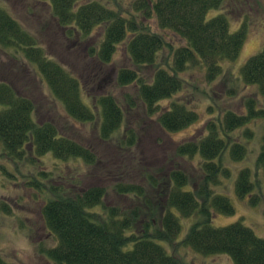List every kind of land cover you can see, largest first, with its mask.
<instances>
[{"label":"trees","instance_id":"16d2710c","mask_svg":"<svg viewBox=\"0 0 264 264\" xmlns=\"http://www.w3.org/2000/svg\"><path fill=\"white\" fill-rule=\"evenodd\" d=\"M25 2L32 6L25 7L26 23L0 2V51L10 57L0 61L3 151L13 160L51 154L89 168L84 177L71 176L68 189L52 187L54 197L41 209L44 227L57 238L47 259L53 264H184L159 242L175 245L179 217L198 213L181 245L203 256L228 255L235 264H264V240L249 228L239 222L210 225L212 210L234 212L226 197L212 196L209 186L219 172L228 176L220 160L228 146L234 161L246 156L230 134L250 116L264 115L251 110L254 100L246 102L248 113L225 111L201 136L180 143L166 144L156 135L144 150L130 127L140 120L173 133L199 120L200 114L175 98L186 82L181 75L199 64L207 82H213L222 74L221 63L234 61L245 40L244 28L230 33L224 16L206 18L224 0ZM119 3L132 13L121 11ZM146 19H154L153 32L145 28ZM16 65L23 66L24 76H18ZM115 69L114 85L129 91L122 92V103L112 93L88 91L101 90L105 75ZM36 74L68 120L96 127L93 142L82 140L65 120L36 119V99L42 96ZM241 77L264 95V48L244 63ZM194 158L197 168L189 173L184 164ZM257 167L264 171V148ZM250 177L247 169L238 175L240 197L253 191ZM111 194L127 204L105 206ZM0 264L8 263L0 256Z\"/></svg>","mask_w":264,"mask_h":264},{"label":"rangeland","instance_id":"374dc122","mask_svg":"<svg viewBox=\"0 0 264 264\" xmlns=\"http://www.w3.org/2000/svg\"><path fill=\"white\" fill-rule=\"evenodd\" d=\"M0 2L7 10L10 7L6 4H9L18 15L17 17L26 23L25 16L27 13L30 14L26 8L32 6L26 5L25 0H0ZM119 8L121 11L127 10L125 4L119 3ZM130 13L132 9L128 7L127 14ZM218 15L227 18L230 33H235L241 28H244L246 32L238 57L231 62L223 61L221 76L211 83L207 82L205 70L199 64L189 67L181 75L187 83H184L183 89L175 95V98L188 103L200 114L196 123L173 133L159 132L154 125L145 124L140 120L130 125L139 135L142 141L141 147L144 150L148 149V144L156 135L166 144L180 143L198 135L201 136L205 133L207 125L220 120L225 111L248 113L250 109L246 107V102L249 99L255 102L251 108L252 111L264 112V95L259 87L245 85L241 77L244 63L264 48V0H224L221 9L209 11L206 18L210 19ZM143 22L145 28L149 27L153 32L154 19H146ZM52 39V37L49 38V40ZM8 58L10 57L7 53L0 51V61H6ZM23 65L26 66L24 62ZM15 69H19L17 72L19 77L24 76L21 73L23 66L18 65ZM107 72L110 70L108 69ZM116 72L117 69L112 74L105 75L106 82L101 84V90L91 88L88 91L92 94L112 93L122 103V92L129 93V91L120 90L114 85ZM34 77L42 93V96L36 99L38 101L36 119L45 122L54 117L58 124L60 122L64 124L65 120L82 140L85 138L86 141L93 142L94 139L91 137L97 136L96 127L68 120L63 106L52 99L47 85L41 81V76L36 74ZM230 138L237 139L244 146L246 156L240 161H234L230 154L231 146H228L220 159L222 167L228 171V176L219 172L217 182L212 183L209 188L212 196L226 197L234 212L232 215H225L212 210L210 225L219 228L239 222L249 228L258 238L264 240V171L257 167V157L264 148V115L250 116L244 126L230 134ZM29 158L31 159H10L5 155L0 142V256L8 264H53L47 259L46 251L56 246L57 238L47 228H44L41 209L50 198L54 197L52 187H55L57 192L64 186L68 189L73 184L69 180L71 176L80 174L84 177L89 168L80 160L63 162L56 160L51 154H46L40 159L35 155ZM196 161L197 159L194 158L184 164L189 173L197 168ZM245 169L249 170L250 180L255 186L251 193L240 197L236 192V181L240 172ZM190 188L187 186L184 190L187 191ZM70 193L73 192L70 191ZM197 199L200 202L199 196ZM104 204L118 207L127 202H121L111 194ZM174 213L177 214L176 211ZM198 219V213L188 218L179 217L180 232L175 242L177 246L164 242H159V244L170 255L180 258L184 264H235L228 255L203 256L181 245L191 226L198 222Z\"/></svg>","mask_w":264,"mask_h":264}]
</instances>
